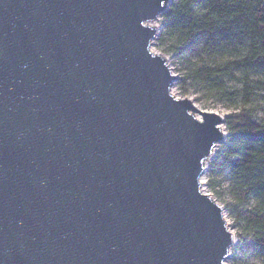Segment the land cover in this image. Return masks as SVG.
Instances as JSON below:
<instances>
[{"label":"water","instance_id":"water-1","mask_svg":"<svg viewBox=\"0 0 264 264\" xmlns=\"http://www.w3.org/2000/svg\"><path fill=\"white\" fill-rule=\"evenodd\" d=\"M170 2L0 0V264H225L224 119L151 51Z\"/></svg>","mask_w":264,"mask_h":264},{"label":"trees","instance_id":"trees-1","mask_svg":"<svg viewBox=\"0 0 264 264\" xmlns=\"http://www.w3.org/2000/svg\"><path fill=\"white\" fill-rule=\"evenodd\" d=\"M157 42L181 68L183 95L239 107L224 121L210 172L232 180L237 206L252 204L235 217L258 255L253 264H264V0H171Z\"/></svg>","mask_w":264,"mask_h":264},{"label":"rangeland","instance_id":"rangeland-1","mask_svg":"<svg viewBox=\"0 0 264 264\" xmlns=\"http://www.w3.org/2000/svg\"><path fill=\"white\" fill-rule=\"evenodd\" d=\"M160 20L161 15L156 21L150 24L151 26L157 28L158 34ZM158 34L152 41L151 51L164 57L167 60L172 72L180 79L181 68L172 62L168 54L163 52L164 48L157 42ZM171 94L178 99L188 98L198 109L202 111L215 112L220 115L224 121L239 111V107L231 106L227 103L224 104L216 102L207 98L201 92L189 90L187 95H183L182 87L178 80L174 83L171 89ZM222 128L228 136V132L225 129L224 123ZM223 142L224 141L217 145L214 154L220 149ZM214 154L210 157V159H208L204 166L201 182L204 184L203 192L210 195V197L222 208L227 228L234 236V243L229 250L225 264H253L258 261V255L250 246V244L245 242V238L247 236L245 235L243 222L235 217V213L237 211H249L252 207V204L244 203L240 206H237L233 195L229 193L230 187L232 186V180L223 173L210 172V165L214 160Z\"/></svg>","mask_w":264,"mask_h":264},{"label":"bare ground","instance_id":"bare-ground-1","mask_svg":"<svg viewBox=\"0 0 264 264\" xmlns=\"http://www.w3.org/2000/svg\"><path fill=\"white\" fill-rule=\"evenodd\" d=\"M203 186H204V184L201 182L202 191H203V188H204Z\"/></svg>","mask_w":264,"mask_h":264}]
</instances>
